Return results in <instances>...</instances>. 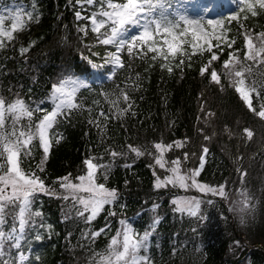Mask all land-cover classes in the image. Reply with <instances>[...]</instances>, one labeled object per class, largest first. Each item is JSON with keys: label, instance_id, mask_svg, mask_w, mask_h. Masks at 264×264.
Masks as SVG:
<instances>
[{"label": "trees", "instance_id": "1", "mask_svg": "<svg viewBox=\"0 0 264 264\" xmlns=\"http://www.w3.org/2000/svg\"><path fill=\"white\" fill-rule=\"evenodd\" d=\"M19 1L32 11L9 31L11 38L0 34V98L5 105L22 100L32 117L9 113L3 130L34 132L52 106L54 88L78 76L85 86L76 91L77 107L65 109L49 130L47 159L37 138L28 145L30 154L21 155V168L39 175L47 191L31 197V215L26 214L22 230L18 207L5 204L0 231L8 238L0 261L21 264L19 254L26 253L28 264H100L111 239L119 232L122 241L130 225L138 239L149 233L139 254H147L151 264H264V118L256 115L264 105V53L245 59L247 34L261 47L256 37L264 33V9L256 5L253 16L243 4L238 21L228 24L230 41L213 48L220 58L211 69L220 74L219 84L211 80V69L201 75L208 52L165 61L153 59L156 54L147 52V46L129 53L127 45L111 78L95 83L87 81L88 76L111 67L115 44L102 43L110 35V24L97 32L89 14L105 8L108 0H93L89 6L78 0ZM78 12L84 18L78 19ZM232 54L240 61L236 70L247 69L244 79L255 111L223 67ZM165 63L171 72L161 66ZM156 143L172 145L163 153L165 168L155 163L160 155ZM129 145L143 155L137 156ZM202 157L204 167L196 180L211 187L225 185L227 198L192 186H154L157 177L170 175L172 161L179 159L181 173H187L199 167ZM89 158L105 166L97 170L96 183L116 190V198L90 221L89 212L80 214L84 209L78 200L89 194L74 196L60 186L66 176L78 183ZM242 190L246 197L240 195ZM181 197L188 204L180 205ZM245 199L247 207L240 203ZM94 232L100 235L93 237ZM15 233L18 239H12ZM125 259L131 264V256Z\"/></svg>", "mask_w": 264, "mask_h": 264}, {"label": "snow or ice", "instance_id": "2", "mask_svg": "<svg viewBox=\"0 0 264 264\" xmlns=\"http://www.w3.org/2000/svg\"><path fill=\"white\" fill-rule=\"evenodd\" d=\"M79 2V0H78ZM89 4L93 0H87ZM241 2L246 6L247 10L251 12L253 16L257 15L255 11L256 4L260 8L264 9V0H255V4L251 3L250 0H241ZM108 8L111 11H104L102 15L107 18V20H101L99 24L94 28L95 31L99 32L100 28L104 27L105 23H111L110 35L103 39L104 44H116L117 50L115 53H111L113 60L120 64V57L117 53L127 45V51L132 53L133 49H138L143 52L144 47L147 46V52L155 53L152 58L156 59L157 56L161 57L163 60L167 61L169 56L175 58L177 55L188 56L189 59L191 55H196L197 53L203 54L204 52L210 53V58L207 63L201 68V75L209 72L211 65L214 61L219 60V55L213 48H220L221 34L217 33L216 29H223V20H207L202 22L201 20H188L181 16L180 21L186 26L181 28L179 22H173L168 19L167 15L163 11H158L162 9L163 5L160 0H126L124 3H114L112 0H108ZM243 11V9H241ZM77 18H84L78 12L76 13ZM30 18V17H29ZM237 16H232L229 19L235 20ZM246 18V17H245ZM93 24H96V16L90 17ZM136 26L141 29L138 36H132L130 40L125 41L119 39L122 32L126 31V26ZM210 27L212 31H208L207 27ZM13 29L17 28L16 24L12 25ZM4 36L11 38V32H4ZM191 37L190 39L188 37ZM157 37H160L157 40ZM215 39L217 41L216 45H213L212 41ZM260 41L261 47L257 49L253 44V37L250 34L245 36V46L248 51L245 54V59H255L261 53H264V33H261L256 37ZM234 43V41H232ZM187 46V47H186ZM231 47V44H229ZM188 48L191 49V54L188 52ZM222 51V49H220ZM183 63V60L180 61ZM240 64L239 58L234 54L230 55L229 59L224 61L223 67L227 70V74L233 77V84L235 90L239 93L241 98L247 102V106L250 110L255 111L252 107V100L250 99V93L245 91L243 85L245 84L244 74L247 69L241 66L240 70H236V65ZM162 67H166L169 72L172 68L168 66L167 63L162 64ZM210 78L213 82L220 83V74L215 69H211ZM70 86V90H67ZM82 83L77 80H66L60 87L54 88V93L56 102L52 111L46 112L43 117L39 120V123L35 125V131H12L9 134H5L3 131L4 123V101L0 98V224L3 223V209L5 204H13L18 207L19 214V225L20 230L23 229L25 224V216L31 215V197L36 192L47 191L44 180L41 179L39 175L35 172L26 173L21 168V155L30 154V149L28 145L31 144L34 138H37L43 147V152L45 153V160L47 159V154L51 146V140L49 138V130L53 128L57 121V117L64 114L65 109H72L77 107L74 103V97L78 88L83 87ZM254 91V90H253ZM125 101L128 100V96L125 93L123 95ZM129 107L131 105L129 104ZM8 111L12 113H19L20 115H26L27 117H32V112L27 110L24 102L22 100H17L8 106ZM260 118H264V105L261 106V110L256 112ZM100 116H105V113L101 112ZM19 116H17V119ZM247 131L249 138L252 136L251 131ZM207 139V137H206ZM177 146H182L177 142ZM130 150L136 153L137 156L143 155L138 148H134L131 145L128 146ZM154 148L159 151L160 155L156 158L155 163L159 165L160 168H165L166 164L163 159V153L166 149L170 150L172 148L171 144L164 145L162 143H156ZM206 154L208 152L207 148L203 149ZM112 156L118 155L116 152L111 153ZM94 158H89L84 161L86 165V174L80 175L76 179L78 183H73L69 177L61 178L64 183L60 186L70 192L75 196L76 193H87L88 198L80 196L78 198L79 203L83 206L84 211L80 214L83 215L84 212H90V215L86 217L87 220L93 219L98 212L101 210L104 204L111 203L112 200L116 198L115 189H107L104 184L96 183V172L98 169L105 167L104 165L97 164L93 162ZM173 167L167 169L170 175L166 176L163 180L159 177L156 178L155 187H167L172 185L173 187L179 186L180 188L187 189L189 186L199 189L201 192H208L219 195L220 197L227 198L228 193L226 192L225 185H219L217 187H211L199 183L196 177L200 175V171L204 167V159L201 158L199 167L196 169L189 170L187 173H181L180 161L176 159L172 161ZM5 165H7L5 167ZM42 171V167L39 169ZM245 173H242V177ZM190 182V184H189ZM241 196L246 197V191H241ZM67 199L68 197H64ZM174 204H178V201H174ZM245 207H247L248 200L245 199L240 201ZM196 206L199 207V203L196 202ZM178 211H183V208H177ZM196 215L195 212L191 213ZM158 221H154V224ZM123 224L124 222L121 221ZM154 226V225H153ZM17 229H13V232ZM102 231V230H101ZM100 232L92 233V236H98ZM149 233L146 232L142 238L139 240L135 239L132 234L131 226L128 225L123 234L122 241L118 240L121 233H117L111 239L109 245L110 251L107 255L100 254V264H115V262L124 261L128 264L126 257L131 256V264H151L150 257L145 255H139V250L141 248L146 249V241ZM8 237L3 231H0V256L3 255V241ZM12 239H16L15 236ZM122 246V251H117L116 246ZM19 248V243L15 245ZM115 258V262L113 261ZM22 258V257H21ZM0 264H6L4 261H0Z\"/></svg>", "mask_w": 264, "mask_h": 264}, {"label": "rangeland", "instance_id": "3", "mask_svg": "<svg viewBox=\"0 0 264 264\" xmlns=\"http://www.w3.org/2000/svg\"><path fill=\"white\" fill-rule=\"evenodd\" d=\"M82 2L84 4H87V6L92 5V3L89 4L87 0H84ZM112 2L124 3L126 2V0L122 2H116V1H112ZM160 3L163 5V8L158 9V11H163L164 14L167 15L169 20L173 22H179L181 28L186 26L183 22L180 21L181 16L185 17L188 20H201L202 22H206L207 20H223L224 21L223 29H220V28L216 29L217 33L221 34V37H222L220 41V45L224 44L225 42L230 41L231 37H230V29H229L228 24L232 20L229 18L232 16H237L239 18V10L241 9L243 5L241 0H160ZM28 11H32V9L31 8L27 9L26 4L23 1L0 0V34L3 32H9L12 29L13 24L18 25L23 20L25 14L28 13ZM104 11H111V9L108 8V3L105 8L91 9V14H89V20L91 22L92 27L95 28L99 24L100 18L107 20V18L102 15ZM93 15L96 16L95 25L90 19V17ZM238 18L235 20L238 21ZM109 24H110V30H111L112 25L110 22ZM126 28L127 30L122 32V34L120 35V38L125 41L130 40L132 36H138L141 31V29L136 26L129 25V27L126 26ZM207 30L212 31L210 27H207ZM188 38L190 39L191 37L189 36ZM159 39L160 37H157V40ZM212 43L213 45H216L217 41L213 39ZM188 52L191 53L190 48H188ZM68 80H77L81 83V79L77 77L71 78ZM62 84L63 83H61L58 87H60ZM243 87L245 88V91H248L249 93L251 92L250 88L246 84H244ZM67 90H70V86L68 87ZM55 95L56 94L54 93L53 96L51 97L52 106L46 112L52 111L55 106V103L58 102L55 99ZM250 97H251V93H250ZM9 105L4 104V117L7 114L12 113L8 111ZM45 113L42 114V117ZM12 114L18 115L19 113H12ZM20 131H23V130H20ZM4 133L7 134L5 131ZM2 162L3 161H0V163ZM179 202H180V205L188 204V202L183 197L179 199ZM89 215H90V212H89ZM143 235L144 234H142V237ZM15 236L18 239L19 233H15ZM135 239L139 240L137 237H135ZM139 255H143V254H139ZM26 258H27L26 253L19 254V261L21 264H28L26 262Z\"/></svg>", "mask_w": 264, "mask_h": 264}]
</instances>
